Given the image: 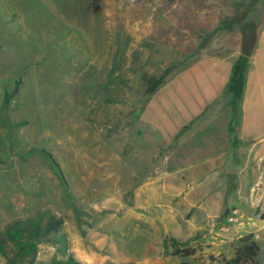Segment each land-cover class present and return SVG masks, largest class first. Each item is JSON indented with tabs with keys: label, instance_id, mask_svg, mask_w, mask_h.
<instances>
[{
	"label": "rangeland",
	"instance_id": "1",
	"mask_svg": "<svg viewBox=\"0 0 264 264\" xmlns=\"http://www.w3.org/2000/svg\"><path fill=\"white\" fill-rule=\"evenodd\" d=\"M258 13L264 0H0V264H227L247 238L264 264L251 156L198 213L174 173L200 136L181 147L140 120L204 55L244 50L248 67ZM239 103L204 125L236 129Z\"/></svg>",
	"mask_w": 264,
	"mask_h": 264
},
{
	"label": "crops",
	"instance_id": "2",
	"mask_svg": "<svg viewBox=\"0 0 264 264\" xmlns=\"http://www.w3.org/2000/svg\"><path fill=\"white\" fill-rule=\"evenodd\" d=\"M258 21V39L249 56L236 129L231 124L219 128L204 123L211 118L209 109L216 105L223 108L220 104L232 95L234 63L244 50L202 56L160 89L140 115V120L158 131L168 143L180 138L179 146L185 147L189 136H200L190 143V164L174 173L176 181L184 182L187 178L193 183L190 189L182 186L176 191L184 192L186 200L194 199L190 206L198 213H208L212 206H217L213 198L222 191L216 185L218 182L225 181L232 173L248 171L249 155L257 175L253 201L258 204L259 214L264 215V16L261 13H258ZM197 151L201 152L195 155ZM183 158L187 160L186 156ZM169 160L167 157L166 164Z\"/></svg>",
	"mask_w": 264,
	"mask_h": 264
},
{
	"label": "trees",
	"instance_id": "3",
	"mask_svg": "<svg viewBox=\"0 0 264 264\" xmlns=\"http://www.w3.org/2000/svg\"><path fill=\"white\" fill-rule=\"evenodd\" d=\"M244 62L245 61H241V60L236 61L234 63V68L232 73L230 91L231 94L238 100H241L244 91L246 72L248 69L247 65ZM20 84H21V80H18L15 83V89L13 94H16L18 92ZM60 225H61L60 221L49 223L47 227V232L58 230ZM173 242H174V251H170L169 239L168 238L165 239L163 247L166 255L171 254L176 256L181 254V252L178 249V245L182 243L176 240H174ZM184 244L186 243H183L182 245ZM259 251L260 248L257 242L251 241L249 238H247L246 240H244V245L239 249H237L235 257L230 260H226V263L227 264H260L259 261L257 260ZM184 252L186 253V256H192V253H189L188 251H184ZM64 264H72V262L68 261L67 263Z\"/></svg>",
	"mask_w": 264,
	"mask_h": 264
},
{
	"label": "water",
	"instance_id": "4",
	"mask_svg": "<svg viewBox=\"0 0 264 264\" xmlns=\"http://www.w3.org/2000/svg\"><path fill=\"white\" fill-rule=\"evenodd\" d=\"M57 169H58V175H59L61 181L65 184V179H64V176H63L62 172L60 171L59 168H57Z\"/></svg>",
	"mask_w": 264,
	"mask_h": 264
}]
</instances>
